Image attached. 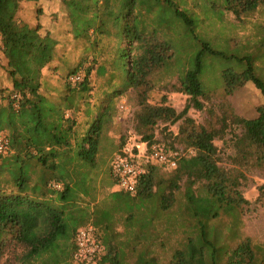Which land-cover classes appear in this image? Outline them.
I'll return each mask as SVG.
<instances>
[{
    "label": "trees",
    "instance_id": "trees-1",
    "mask_svg": "<svg viewBox=\"0 0 264 264\" xmlns=\"http://www.w3.org/2000/svg\"><path fill=\"white\" fill-rule=\"evenodd\" d=\"M22 1L0 0V56L7 76L0 81V134L9 141L8 152L0 155V264L11 252L14 264H74L77 231L90 224L103 246L98 264H264V243L243 231L249 201L241 189L243 169L264 170V104L249 118L226 111L215 125L188 116L190 108L203 110L210 99L202 80L206 56L235 65L222 72L224 96L248 83L264 96L256 57L217 49L181 0H125L116 34L105 28L112 12L107 5L102 11L103 0H61L73 39L89 45L93 60L85 66L88 59L82 57L61 78L64 92L53 97L43 93V71L60 60L59 42L50 32L42 34L40 24L19 20ZM211 2L241 23L264 6V0ZM94 72L107 76L99 105L91 101ZM157 75L177 77L175 90L188 96L181 112L165 101L149 103ZM71 76L80 80L72 82ZM130 88L139 97L140 141L157 142L159 123L165 129L179 123L176 134L168 133L194 154L183 155L170 172L150 166L134 193L114 190L99 197L94 172L116 99ZM232 122L243 132L234 138L232 167H224L215 141ZM124 145L122 137L111 153ZM184 180L185 200L177 204ZM196 184L205 195L194 194ZM258 191L263 197L264 183ZM158 249L168 256L160 258Z\"/></svg>",
    "mask_w": 264,
    "mask_h": 264
},
{
    "label": "rangeland",
    "instance_id": "rangeland-1",
    "mask_svg": "<svg viewBox=\"0 0 264 264\" xmlns=\"http://www.w3.org/2000/svg\"><path fill=\"white\" fill-rule=\"evenodd\" d=\"M181 1L187 4L186 7L189 8L194 17L200 20L199 31L203 37L214 42L217 49L232 55L250 54L255 56L259 76L264 80V6L247 17L244 23H241L236 20L232 13L212 6L211 0ZM124 2L125 0H110L108 5V2L103 0L102 11L104 12L107 5L108 10L112 12L105 28L113 34L119 33V23L116 18L122 13ZM18 18L34 25L40 24L42 34L50 32L59 42L57 53L60 60L55 61L43 71V81L45 82L43 93L53 94V97H56L55 92H64L65 90V79L61 78L70 74L72 72L71 69L82 60V57L88 59L84 63L85 66L89 65L93 60L89 45L84 41L78 42L73 39L61 0H23ZM104 58L105 56H100L97 59L102 61ZM204 60L202 80L204 81L205 89L210 91V99L205 101L203 110L199 111L190 108L188 116L193 118L197 124L211 123L213 125L217 124L218 118L226 111L227 113L246 118L255 116L257 107L264 104V96L261 92L253 84L248 83L229 97L224 96L221 87L224 80L222 72L229 67L234 69L235 65L231 61L219 60V58L214 56H206ZM61 61H66L67 64ZM2 62L0 56L1 82L7 80ZM80 73L83 76V72ZM104 80H107V76L101 77L96 75L95 72L93 73L94 88L91 101L96 105H99L102 101L101 86L104 84ZM2 84L4 83L2 82ZM175 85H177V77L175 76H154L151 80V89L148 92L149 103L159 105L165 101L166 104L181 112L186 106L188 96L176 91ZM116 100V116L105 140L101 166L94 172V176L97 179L99 197L118 190L110 171V163L115 153H111L113 146L118 144L122 137L125 138V144L140 141L135 128V113L139 109L138 93L130 88ZM122 102H126V109L123 112L118 107ZM81 115L79 114V119H82ZM118 116H121V121L117 120ZM166 125L159 123L155 126V140L171 149L179 150L183 155L194 154L191 148L186 149L184 145L174 143L172 141L173 138L168 133V131H171L176 134L179 123L170 125L165 129ZM217 126H220V124ZM242 132L243 128L232 122L223 138L216 139L215 142L220 148L222 166L232 167L230 157L235 154L234 138ZM163 170L166 172L171 171L170 168H163ZM242 171L245 173L246 178L241 189L245 198L249 201L245 206L243 215V231L255 241L264 243V196L260 198L258 191V186L264 183V170L249 168ZM193 191L196 196L205 195V189L200 184L193 186ZM186 192L187 183L184 180L176 194L177 204L185 200ZM222 220L227 221L226 218ZM176 240L177 238L174 236L173 241H171L172 244ZM158 256L162 258L168 255L165 251L158 249ZM14 263L15 259L12 252L1 261V264Z\"/></svg>",
    "mask_w": 264,
    "mask_h": 264
},
{
    "label": "built area",
    "instance_id": "built-area-1",
    "mask_svg": "<svg viewBox=\"0 0 264 264\" xmlns=\"http://www.w3.org/2000/svg\"><path fill=\"white\" fill-rule=\"evenodd\" d=\"M70 80L76 82L80 76H71ZM121 112L126 109V102L118 105ZM121 121V116L117 117ZM9 150V141L4 134H0V155ZM183 156L179 150L171 149L163 143L139 141L127 143L113 155L111 160V175L118 190L134 193L140 177L150 166H163L173 169ZM54 188L60 189L61 185L52 183ZM76 264H98L103 253V246L93 225H86L78 229L76 237Z\"/></svg>",
    "mask_w": 264,
    "mask_h": 264
}]
</instances>
